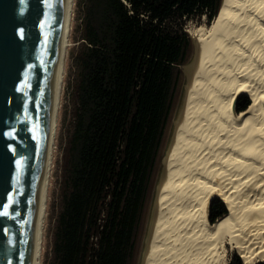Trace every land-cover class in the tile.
I'll list each match as a JSON object with an SVG mask.
<instances>
[{
    "label": "trees",
    "instance_id": "obj_1",
    "mask_svg": "<svg viewBox=\"0 0 264 264\" xmlns=\"http://www.w3.org/2000/svg\"><path fill=\"white\" fill-rule=\"evenodd\" d=\"M221 0H74L71 130L47 264H131L162 138L192 44ZM250 101L243 97L236 112ZM60 137L57 138V140ZM227 214L214 199L208 219ZM228 264H242L232 255ZM256 264H264L259 261Z\"/></svg>",
    "mask_w": 264,
    "mask_h": 264
},
{
    "label": "bare ground",
    "instance_id": "obj_2",
    "mask_svg": "<svg viewBox=\"0 0 264 264\" xmlns=\"http://www.w3.org/2000/svg\"><path fill=\"white\" fill-rule=\"evenodd\" d=\"M73 5L63 0L29 264H41ZM190 36L194 59L181 68L189 81L163 158L141 263L228 264V252L242 264L264 262V0H222L212 23ZM241 95L250 104L235 114ZM214 199L227 214L210 223Z\"/></svg>",
    "mask_w": 264,
    "mask_h": 264
},
{
    "label": "water",
    "instance_id": "obj_3",
    "mask_svg": "<svg viewBox=\"0 0 264 264\" xmlns=\"http://www.w3.org/2000/svg\"><path fill=\"white\" fill-rule=\"evenodd\" d=\"M62 3L0 0V264L30 263Z\"/></svg>",
    "mask_w": 264,
    "mask_h": 264
},
{
    "label": "rangeland",
    "instance_id": "obj_4",
    "mask_svg": "<svg viewBox=\"0 0 264 264\" xmlns=\"http://www.w3.org/2000/svg\"><path fill=\"white\" fill-rule=\"evenodd\" d=\"M73 13H74V9H73ZM210 24H207V19L204 16L200 18L194 17L193 19L189 20L186 23L185 31L189 39L191 40V44H193L192 42L193 38L192 36H190L191 33L197 28H200V27L206 28ZM75 25H76L75 15L72 14L70 32L74 31ZM69 43L70 45L67 50V56H66V62H65L63 90H62L61 104H60V110H59V116H58V126H57L55 146H54V155H53V160H52V169H51V176H50L46 217H45V222H44L41 264H47V261L49 260V257H50L51 227L54 224V217L56 215L57 205L59 202L58 185H59V180H60V169H61V163H62V158H63L62 150L64 148L65 138L68 136L71 130L72 112L75 106V100L73 97L75 73L71 67V61H72V52L76 44H74L73 41L70 40V38H69ZM193 59H194V46L192 45L191 52L188 56L187 62L181 67L189 65ZM181 67H179V71L181 72V78L178 84L177 91L173 98V105L171 108L170 116L168 118L166 129L164 131V135L162 138L161 147H160V150L157 156V162H156L154 171L152 173L149 194H148V198L145 204L143 217H142V220H141V223H140L137 235H136L135 251H134L133 261L131 264H142L141 263L142 256H143V252L145 249L148 231L150 228L153 206H154V202L156 199L157 187L163 175V158L166 154L167 148L171 141L173 128H174V124L177 119V116L179 117L182 111L183 99H184V95L186 91V86L189 80L186 77V73H184L183 70H182L183 72L181 71ZM243 97H246L249 100V98L245 95H241L239 99ZM59 137H60V141L59 139L57 140V138ZM227 250H228V247L226 246V251ZM226 255H227L228 263H229V260L232 257V255H237V253L228 252L226 253Z\"/></svg>",
    "mask_w": 264,
    "mask_h": 264
}]
</instances>
